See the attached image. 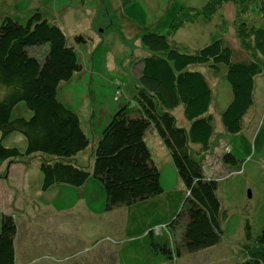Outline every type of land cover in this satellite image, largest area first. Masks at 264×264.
<instances>
[{
  "label": "trees",
  "instance_id": "obj_1",
  "mask_svg": "<svg viewBox=\"0 0 264 264\" xmlns=\"http://www.w3.org/2000/svg\"><path fill=\"white\" fill-rule=\"evenodd\" d=\"M226 2H238L241 14L251 2L259 11L261 24H249L243 17L237 26L241 57L236 58V50L223 37L192 52L170 39L200 11L179 16L167 33L140 34L141 45L148 51L141 59L136 87L130 100L111 113L94 141L90 167L72 160L86 150L89 138L79 114L60 101L57 92L62 81L81 70L76 47L91 37L77 33L69 43L64 29L38 10L25 22L10 15L0 22V163L39 153L42 190L56 184L78 187L91 175L98 179L105 193V209L125 206L129 211L126 264H177L182 252L207 248L221 239V219L226 214L216 194L217 179L205 174L198 158L210 150L216 133L215 119L209 112L211 88L206 76L192 67L206 64L212 70H224L231 96L220 111V121L230 134L247 128L246 117L255 103V77L264 74V0H210L201 12L210 18ZM40 47L41 55L29 51ZM19 102L31 111L29 118H11ZM179 106L189 124L187 129L177 125L171 112ZM262 119L254 135V150L264 148V111ZM150 128L166 147L183 189L164 193L145 140ZM12 132L24 137V151L2 144ZM219 160L231 165L240 162L229 145ZM4 211L0 264H18L16 216ZM249 226L246 223L248 240ZM254 240L239 264H264V226Z\"/></svg>",
  "mask_w": 264,
  "mask_h": 264
},
{
  "label": "rangeland",
  "instance_id": "obj_2",
  "mask_svg": "<svg viewBox=\"0 0 264 264\" xmlns=\"http://www.w3.org/2000/svg\"><path fill=\"white\" fill-rule=\"evenodd\" d=\"M209 1L0 0V22L5 15L25 22L33 11L38 10L64 29L69 43L76 33H85L93 39L78 45L77 55L82 69L68 81H62L57 92L59 100L79 114L89 138L86 150L75 156L72 159L74 162L90 167L94 141L110 114L126 103L134 92L137 61L141 54L148 51L139 40L143 32L167 33L171 23L179 16L194 15L200 11L194 15V21L178 27L170 39L192 52L223 37L236 50V58L241 57L237 26L243 17L249 24H261L256 3L251 2L248 10L241 14L238 2H226L212 17L206 18L201 11ZM100 8H104V12H99ZM29 51L36 55L42 54L41 47L30 48ZM130 56H134V59L127 67L125 62ZM195 66L205 71L212 87L209 112L214 116L216 128L209 152L198 158L205 174L217 179L216 194L221 211L226 216L221 219L222 236L217 244L194 252L184 251L177 264H239L246 258L247 250L254 246V239L258 238L264 226V148L254 150L253 147L256 129L263 122L264 74L255 77V103L246 117L249 128L230 134L224 131L220 121V111L229 102L230 92L224 70H212L206 64ZM117 89L119 94L115 99ZM171 112L178 126L186 124L180 107ZM30 115L31 111L24 102H19L11 112V118H29ZM152 136L155 137L154 141ZM145 137L158 166L164 193L182 189L171 157L155 130L148 129ZM2 144L17 147L21 151L25 149L24 137L18 132L7 135ZM228 145L240 160L236 165L221 164L219 160L220 153ZM40 158L39 153H33L0 163V222L4 210H10L16 216L14 244L18 258L27 259L28 245L35 248L30 254L32 256L44 249L52 250L61 243V248L69 244H92V240L87 238L88 224L90 231L99 228L97 241L101 243L98 248L119 242L116 233H102V227L109 224L107 217H111L110 213L115 216L121 210L119 207L111 211L105 209V193L101 182L91 175L83 186L56 184L42 190ZM154 199H158V196ZM246 223L250 225L249 240L245 232Z\"/></svg>",
  "mask_w": 264,
  "mask_h": 264
},
{
  "label": "crops",
  "instance_id": "obj_3",
  "mask_svg": "<svg viewBox=\"0 0 264 264\" xmlns=\"http://www.w3.org/2000/svg\"><path fill=\"white\" fill-rule=\"evenodd\" d=\"M52 22H54V21H52ZM54 23H56V22H54ZM56 24H58V23H56ZM94 39H95V37H94ZM91 40H93V39L91 38ZM139 40H140V38H139ZM146 52L144 54H146ZM144 54H141V56H139V59L137 61V67H135V70H136L135 72H136L137 76H135L134 80H133L134 81V88L136 87L137 79L140 76L141 67H142L141 59H142ZM133 59H134V56L128 57L127 61L125 62V65L128 67L131 64ZM200 65H202V64H200ZM192 68L201 71L206 76L205 71L201 70L198 66H193ZM210 88H211V103H212V87H211V85H210ZM225 94H226V91H225ZM230 94L231 93L229 92V100H230V96H231ZM131 96H132V94H131ZM130 98H129V100H130ZM211 103H210V105H211ZM179 107L182 111L181 106H179ZM188 125L189 124H187V121H186V124L185 125L183 124L181 126L187 129ZM247 128H248V125H247ZM154 140H155V137H153V141ZM207 152H209V151H207ZM83 185H81V186H83ZM182 189H183V187H182ZM178 190H181V189L178 188ZM119 208L121 211L115 213V216H113L112 215L113 213L111 212L110 213L111 217H107V219L109 220V224L102 227L103 228L102 233H108V234H115L116 233V235L118 236L119 242H116V243L112 242L115 245L113 244V245H108L109 247L105 246L102 248H98L99 247L98 245L101 243V242L97 241V235H98L97 230H99V228L94 229L93 231L92 230L90 231L89 230V224H88V226H87V230H88L87 238H90L92 240V244H88L89 242L83 243L80 245L69 244V245H65L61 248V244H62L61 243V244H58L57 246H55L54 248H52V250L51 249L50 250L44 249L43 252L38 251L35 253V255H32V256L30 254L33 250H35V248L32 245H28V246H26L27 247V251H26V258L27 259L26 260H23L20 256L18 258L17 250L15 247V256H16L17 263L18 264H126L125 260H127L128 256H126L127 254L125 255V253L127 252L125 245H126V238L128 237V235H127V228H128L127 219H128V217L127 216H128L129 211L125 206H121ZM89 211L92 212L93 210L89 209ZM113 217H114V219H113ZM36 247H38V245ZM49 253H52V254H49ZM55 257H57V258H55ZM54 261H56V263H54Z\"/></svg>",
  "mask_w": 264,
  "mask_h": 264
},
{
  "label": "built area",
  "instance_id": "obj_4",
  "mask_svg": "<svg viewBox=\"0 0 264 264\" xmlns=\"http://www.w3.org/2000/svg\"><path fill=\"white\" fill-rule=\"evenodd\" d=\"M119 94L118 89L116 90V96L115 99H117V95Z\"/></svg>",
  "mask_w": 264,
  "mask_h": 264
}]
</instances>
